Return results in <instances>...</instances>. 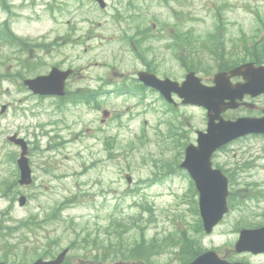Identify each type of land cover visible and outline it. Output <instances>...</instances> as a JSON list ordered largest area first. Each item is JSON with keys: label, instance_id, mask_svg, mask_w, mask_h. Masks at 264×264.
<instances>
[{"label": "rangeland", "instance_id": "1", "mask_svg": "<svg viewBox=\"0 0 264 264\" xmlns=\"http://www.w3.org/2000/svg\"><path fill=\"white\" fill-rule=\"evenodd\" d=\"M59 1L58 4L50 5L54 8L34 16L32 20L23 15L14 16L11 11L5 12L7 19L9 15L13 17L8 28L16 39L24 41L15 39L11 44L4 41L0 43V73L12 72L8 62L4 61L6 57L24 54L16 53L19 44L21 51L29 50L33 55L31 60H35L31 61L34 64L30 65L29 76L47 72L52 65L61 69L66 66L74 68L75 75L68 82L72 98L84 97L81 91H77L78 88L94 91L104 87L105 82H109V87L115 92L126 90L123 85H118L121 83L118 77L125 81L134 77V71L144 65L137 57H142L146 64L151 59L153 62L155 60L153 66L161 77L181 78V66L157 43L151 52L158 56V60L146 53L135 54L128 49L125 52L120 47L122 44L116 40L101 43L94 39V33L109 36L112 32L104 24H111L108 23L110 14L99 10L93 2ZM5 2L11 7L10 1ZM222 2L193 0L190 3L192 8L189 10L194 12V21H191L194 37L209 38L206 36L212 32L216 7L221 6ZM226 3V7H221V17L214 19L215 22L220 19L228 22L227 26L225 22L219 28L220 35L235 37L237 28L248 33L247 36L254 34L256 29L264 30V0H226ZM168 16L166 8H158L156 13L149 10L143 21L150 23L154 19H167ZM21 17L28 22L23 25V21L19 20ZM0 20L3 21L4 16ZM98 21L102 27L94 25ZM141 21L132 22L131 25ZM113 34H116L114 30ZM72 39H79L82 43L73 45L69 42ZM145 42L141 41V44L145 45ZM138 47L146 51L145 46ZM217 50L218 47L215 48V57H219ZM235 53V49L229 52L230 55ZM230 55L218 58V62H225L226 58L233 59ZM214 56L200 57L194 63L204 70V77L214 72L217 64ZM14 70L18 72L16 67ZM10 83L3 80L0 84V107L3 104L6 106L3 113L0 109V189L1 184L16 180L13 178L14 163L9 162L10 152H15L16 148L5 141L14 132L30 143L34 141L30 162L36 179L33 186L17 188L15 183V187L10 186L9 191L0 192V236H4L3 241H6L3 243L0 238V261L29 263L40 256L51 258L63 248L71 246L65 264H106V261H100L104 254L109 256V262H114L116 251L156 238L163 249L152 256L149 262L177 264L182 254L174 242L179 235L189 236L198 249H218L234 257L229 250L238 235L236 224L264 220V203L260 201L256 205L252 197L248 198L254 188L252 184L246 183V174L233 173L234 208H231L223 224L212 235L197 231L194 223L196 216L191 215L183 204L189 199L188 196L182 197L188 183L178 175L162 181L153 173L157 170L171 171L181 161L174 141L171 142L168 134L159 131L158 114L153 110L144 113V106L138 105L133 98L123 94L105 100L92 97L84 104L70 102L64 106L55 100L31 96L20 83L16 87ZM258 103L264 107V96L258 99ZM104 109L111 115L101 123ZM127 109L129 113H135L132 121H126L129 114H125ZM117 111L123 114L115 115ZM179 111L178 115L182 117L184 113V119L190 121L191 127H203L204 111L194 107H182ZM184 123L187 124V121L184 120ZM262 146L264 142L243 140L219 152L217 159L230 163L235 159L248 161L246 166H251L250 159ZM245 149L247 152L240 154ZM228 150L232 152L224 154ZM260 161L264 162V159ZM257 175L264 173L257 171ZM126 176L131 177L130 182L126 181ZM239 176L242 177L241 181ZM153 178L160 180L161 185L151 184ZM230 188L232 190L231 185ZM15 191L26 197L25 205L19 206L16 200L10 201L11 193ZM241 195L246 197L241 198L240 203L237 202V196ZM67 198L76 200V203L61 211L58 217L46 216ZM36 213L41 220L40 227L35 222L29 228L18 227L19 220ZM20 237L21 240H18ZM84 238L89 241L94 238L93 257L92 252L84 248ZM101 253L103 255L100 257Z\"/></svg>", "mask_w": 264, "mask_h": 264}, {"label": "water", "instance_id": "2", "mask_svg": "<svg viewBox=\"0 0 264 264\" xmlns=\"http://www.w3.org/2000/svg\"><path fill=\"white\" fill-rule=\"evenodd\" d=\"M240 73L237 69L233 70L230 74L236 75ZM225 76L224 74H221ZM186 81L183 85L177 88L176 83L166 82L164 81L161 85L170 86L169 88L176 91L180 96L185 98V102H190L198 105H203L205 107H211L218 109V101L217 99L222 95L223 88L219 85L213 88L203 87L200 85L199 80L193 76V74H189L186 77ZM36 82L30 83V88L33 91H43L39 88H36ZM41 85L42 84H37ZM223 123H219L214 126H210L208 128V134L204 136H200L199 143L200 146L196 148H188L186 150V157L185 161L182 165L188 168L190 173L193 175L196 185L201 193H203L202 200H201V208L203 211L212 213L215 212L217 217H213L211 220L210 218H204L205 221H208L207 229L208 231L211 228L212 223L220 218V211L221 213L225 210L224 196L225 191L223 194V189L218 186L217 180L210 182V186L205 182L203 178L200 177L199 171L197 168H194L195 164H199L200 162H207L210 152L215 144H217L220 140H223L227 137L228 133H230L229 127L222 126ZM205 137V138H203ZM212 185V189H211ZM220 188V189H219ZM219 195H223V200H221L218 204ZM206 217L208 214H204ZM246 237L243 236V239L238 243V247L243 245H253L255 244L254 241L248 240ZM64 253L60 254L56 260L50 262H42L41 260L36 261L34 264H60L62 260V256ZM216 261L214 257H200L196 261L191 264H211Z\"/></svg>", "mask_w": 264, "mask_h": 264}, {"label": "trees", "instance_id": "3", "mask_svg": "<svg viewBox=\"0 0 264 264\" xmlns=\"http://www.w3.org/2000/svg\"><path fill=\"white\" fill-rule=\"evenodd\" d=\"M185 239V238H184ZM183 245H181V252H182V261L187 260L189 257H187L186 255H190L191 252L194 250L193 246H190V244H188L189 242L185 239V241H182ZM181 243V241H180ZM185 245V246H184ZM157 242L155 241V239H153L148 245L146 246H142V245H136L134 247H132L129 250V258L134 260V261H138L141 260L142 257H146L148 256V254L154 252L153 249L157 250ZM185 255V256H183Z\"/></svg>", "mask_w": 264, "mask_h": 264}]
</instances>
